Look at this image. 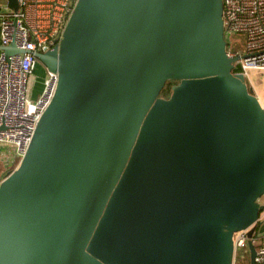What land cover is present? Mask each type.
<instances>
[{
  "label": "water",
  "instance_id": "obj_1",
  "mask_svg": "<svg viewBox=\"0 0 264 264\" xmlns=\"http://www.w3.org/2000/svg\"><path fill=\"white\" fill-rule=\"evenodd\" d=\"M227 47L223 0H77L35 54L57 85L0 181V264H232L264 210V106Z\"/></svg>",
  "mask_w": 264,
  "mask_h": 264
},
{
  "label": "built area",
  "instance_id": "obj_2",
  "mask_svg": "<svg viewBox=\"0 0 264 264\" xmlns=\"http://www.w3.org/2000/svg\"><path fill=\"white\" fill-rule=\"evenodd\" d=\"M76 1L17 0L16 10L0 3V46L14 43L19 50L6 55L0 49V146L9 150L6 166L10 168L6 173L25 154L57 85V74L45 70L38 95L31 97L38 63L35 54L58 45ZM223 25L230 46L235 45L234 36L245 34L244 49L231 46L227 52L238 57L236 73L243 74L247 84L252 83V71L264 72V0H223ZM255 234L249 237L247 230L234 234L232 264H251L247 260L250 242L256 247L255 264H264V242L256 241L259 234Z\"/></svg>",
  "mask_w": 264,
  "mask_h": 264
},
{
  "label": "rangeland",
  "instance_id": "obj_3",
  "mask_svg": "<svg viewBox=\"0 0 264 264\" xmlns=\"http://www.w3.org/2000/svg\"><path fill=\"white\" fill-rule=\"evenodd\" d=\"M234 43H235V48H237L238 50H243L244 49V45L246 42V36L245 34H238L236 36H234ZM43 70L44 66L43 64L38 61L34 75H35V79H34V87L36 88V86H39L41 89V85H42V80H43ZM252 77L254 78V81L252 83H249L248 86L250 88H252L254 90V93L258 96L261 104L264 106V72H258V71H252ZM6 155H9V151L5 153ZM5 167H3L4 169ZM263 200V197L261 198V201ZM247 234L249 237H254L255 234V229L253 227H250L249 229H247ZM257 236V235H256ZM260 239V237L256 238V241H258ZM256 246L258 247V244L255 242ZM248 263H251V255H248Z\"/></svg>",
  "mask_w": 264,
  "mask_h": 264
},
{
  "label": "crops",
  "instance_id": "obj_4",
  "mask_svg": "<svg viewBox=\"0 0 264 264\" xmlns=\"http://www.w3.org/2000/svg\"><path fill=\"white\" fill-rule=\"evenodd\" d=\"M4 0H0V3L5 5L6 4L3 2ZM45 70H43V76H44ZM36 78V77H35ZM33 90H32V94L31 97L35 98L39 91H40V87L36 86V88L34 87L33 84ZM8 148L4 147V146H0V179L3 178V176L6 174V172L8 171V169L10 168V166H6V152H8ZM3 167H5L3 169ZM6 167H8L6 169ZM262 204H264V197L263 200L261 201ZM253 228L255 229V232L259 234L260 239L258 240L259 243L264 242V210L261 212L260 217H259V221L255 224V226H253Z\"/></svg>",
  "mask_w": 264,
  "mask_h": 264
},
{
  "label": "trees",
  "instance_id": "obj_5",
  "mask_svg": "<svg viewBox=\"0 0 264 264\" xmlns=\"http://www.w3.org/2000/svg\"><path fill=\"white\" fill-rule=\"evenodd\" d=\"M232 48H235V45H231ZM230 44L228 43V48L231 47ZM238 71V67L234 69V72ZM179 81L177 80H169L166 85L164 86V88L162 89V92L160 94V96L162 97H169L172 93V86L177 84ZM255 226V225H254Z\"/></svg>",
  "mask_w": 264,
  "mask_h": 264
}]
</instances>
